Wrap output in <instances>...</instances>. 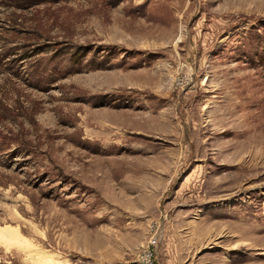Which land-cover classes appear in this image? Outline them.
Segmentation results:
<instances>
[{
	"label": "rangeland",
	"instance_id": "rangeland-1",
	"mask_svg": "<svg viewBox=\"0 0 264 264\" xmlns=\"http://www.w3.org/2000/svg\"><path fill=\"white\" fill-rule=\"evenodd\" d=\"M5 225L0 264H264V0H0Z\"/></svg>",
	"mask_w": 264,
	"mask_h": 264
},
{
	"label": "bare ground",
	"instance_id": "bare-ground-1",
	"mask_svg": "<svg viewBox=\"0 0 264 264\" xmlns=\"http://www.w3.org/2000/svg\"><path fill=\"white\" fill-rule=\"evenodd\" d=\"M0 241L6 246L10 244H16L24 247V238L19 234L17 229L10 226H0ZM41 256V258H43L47 262L53 264H62V261L60 262V260L55 258V256L52 254L44 253Z\"/></svg>",
	"mask_w": 264,
	"mask_h": 264
},
{
	"label": "built area",
	"instance_id": "built-area-1",
	"mask_svg": "<svg viewBox=\"0 0 264 264\" xmlns=\"http://www.w3.org/2000/svg\"><path fill=\"white\" fill-rule=\"evenodd\" d=\"M156 243L155 237H151L148 242L147 246L144 249V253L142 255V261L144 264H154V252H153V246Z\"/></svg>",
	"mask_w": 264,
	"mask_h": 264
}]
</instances>
